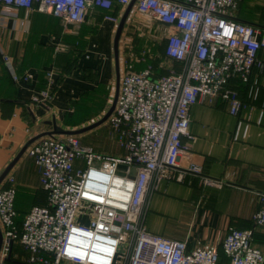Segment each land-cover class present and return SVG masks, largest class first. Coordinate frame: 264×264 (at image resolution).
<instances>
[{"label": "built area", "instance_id": "2783aa9c", "mask_svg": "<svg viewBox=\"0 0 264 264\" xmlns=\"http://www.w3.org/2000/svg\"><path fill=\"white\" fill-rule=\"evenodd\" d=\"M130 1L0 0V4L49 13L67 24L81 23L90 9L100 8L104 19L117 25ZM241 1H135L133 10L170 28L164 54L179 67L166 65L168 72L160 74L148 64L121 75L108 120L125 155L98 152L77 135L42 137L29 146L28 153L41 168L47 200L34 204L19 222L16 178L10 172L1 182L0 264H16L11 261L15 242L28 252L21 264H264V248L254 245L253 228L227 231L221 246L228 260L222 261L214 244L199 242L189 250L186 241L167 239L146 226L149 196L159 188L166 168L201 173L196 162L182 164L192 153L185 141L193 137L192 106L205 96L221 94L230 101V113L238 115L243 105L231 80L247 82L253 68L264 65L258 55L264 47V27L231 15ZM1 58L14 82L30 81L29 73H18L10 55L1 53ZM132 60L139 61L133 53L123 59L126 64ZM52 74L47 71L49 81ZM52 98L48 82L32 102L48 107ZM248 130L249 123L239 120L234 138L246 137ZM26 134L27 139L32 136L28 128ZM204 181L213 183L209 178ZM259 201L253 221L264 227V191Z\"/></svg>", "mask_w": 264, "mask_h": 264}, {"label": "crops", "instance_id": "0c3cea01", "mask_svg": "<svg viewBox=\"0 0 264 264\" xmlns=\"http://www.w3.org/2000/svg\"><path fill=\"white\" fill-rule=\"evenodd\" d=\"M258 4H264V0H242L231 15L238 21L264 27V17L255 7ZM104 14L103 9L92 8L83 22L67 24L49 13L0 4V98L27 104L11 106L0 101V172L27 140L29 124L37 126L32 136L51 130L53 118L65 129H76L59 122L82 105L87 94L100 86L109 90L114 80L116 85L113 39L117 26L105 20ZM169 30L153 19L148 33L153 40L163 38L165 44ZM1 53L12 57L18 73H29L30 81L14 82ZM130 54L127 51L120 60L121 75L150 64L146 60L126 64L123 59ZM258 55L264 61V47ZM166 65L179 67L166 56L159 67L153 66L161 74V68L168 72ZM47 71L53 72L51 81ZM48 82L54 89L51 103L48 107L34 104V96L40 97ZM230 85L243 105L238 115L230 113V101L221 94L205 96L191 108L189 132L193 137L185 141L192 153L183 158L182 164L196 162L201 173L168 167L162 173L159 188L149 196L147 228L167 239L186 241L189 250L206 242L222 252L227 231L252 228L253 216L260 208L259 193L264 191V65L254 67L247 82L235 78ZM241 119L249 123L248 134L235 139ZM114 134L116 145L109 148L111 151L92 141L84 144L101 153L104 150L103 154L123 156L126 149ZM11 172L17 176L15 207L21 222L34 204L46 203L47 194L41 185V168L28 149ZM205 178L213 183L207 184ZM253 243L264 248L263 226L254 229ZM11 251L13 263H24L28 257L27 250L18 242Z\"/></svg>", "mask_w": 264, "mask_h": 264}, {"label": "rangeland", "instance_id": "374dc122", "mask_svg": "<svg viewBox=\"0 0 264 264\" xmlns=\"http://www.w3.org/2000/svg\"><path fill=\"white\" fill-rule=\"evenodd\" d=\"M255 7L258 8V14L264 17V4L262 5L258 4ZM251 11H254V9L253 10L251 9ZM152 23H153V18L149 14H140L136 10H132V12L130 13L127 19L120 41V60L122 59L124 54H127V51L133 53V57L137 58L140 62H143L145 60L148 61L149 56H151L150 58L151 60H154V58H156L159 55V52L157 51V46L160 43L164 44V40L163 38L153 40L152 35L148 33L149 28L152 27ZM148 35H150V37H148ZM136 38L137 40L143 41L142 44L138 46L140 48H138L137 50L135 49L136 46L138 45V43H135ZM143 58L145 60H143ZM146 61L144 63H146ZM108 88L110 89L107 90V93L101 94L100 96V99L103 101L102 107L100 109L95 110L98 107V104L94 102L95 101L94 99L92 100L93 102H91L89 105L87 103L86 105H77L73 110L67 113L64 116V118L60 120L59 123L62 125H66L68 127H76L77 129L86 126V124L88 125L98 120L99 117L101 118L102 115H104L107 112V110L110 108L112 104L114 91H115V80L113 84H111V86ZM36 130H37V126L33 124H29L28 126L29 135H32V133H34V131ZM114 132L115 131L111 126L109 120H107L105 123L93 128L92 130L79 135L80 136L79 139L83 143H87V144L89 143L92 144V142H94L99 146L106 147L107 148L105 149L106 151H111L109 150V148H112L114 145H116V139H115L116 137H114L115 136ZM12 135L13 133L11 132L10 136ZM2 137L3 135L0 137V139H2ZM103 151L102 153H104ZM14 176L17 177L16 174H14ZM147 219H148V215L146 218V224H147Z\"/></svg>", "mask_w": 264, "mask_h": 264}, {"label": "water", "instance_id": "95a60500", "mask_svg": "<svg viewBox=\"0 0 264 264\" xmlns=\"http://www.w3.org/2000/svg\"><path fill=\"white\" fill-rule=\"evenodd\" d=\"M136 0H131L128 6L125 8L124 12L122 13L120 20L117 24V28L115 31L114 39H113V52H114V61H115V72H116V85H115V93L114 97L112 100V104L110 108L107 110V112L98 120L77 128V129H65L61 126L58 125L57 121L55 118L52 119L51 124H52V129L51 130H46L43 132H40L38 134H35L28 138L25 143L21 146V148L18 150L16 155L8 162V164L4 167V169L0 172V184L4 180V178L11 172L12 168L14 165L17 163V161L20 159V157L27 151L29 146L36 140L45 136H55V135H79L82 133H85L89 130H92L93 128L105 123L111 114L115 110V106L117 103V98L119 94V89H120V78H121V70H120V41L121 37L123 34V30L125 28L127 19L130 15V13L133 10L134 4ZM50 122V121H49ZM3 243V234L2 230L0 227V252H1V247Z\"/></svg>", "mask_w": 264, "mask_h": 264}, {"label": "trees", "instance_id": "16d2710c", "mask_svg": "<svg viewBox=\"0 0 264 264\" xmlns=\"http://www.w3.org/2000/svg\"><path fill=\"white\" fill-rule=\"evenodd\" d=\"M37 11V10H36ZM116 11V10H115ZM136 41H135V43H138V45L136 46V50L138 49V48H140V47H138L140 44H142V40H137V38L135 39ZM161 44H163V43H160L158 46H157V51L159 52V55L156 57V58H154V60H151L150 58H151V56H149V54H148V61L150 62V64H153L155 67H159V64H160V61L165 57V54H164V44L163 45H161ZM68 46V45H67ZM68 49H70V47L68 46ZM75 49H79V48H75ZM80 50V49H79ZM84 51V49H82V52ZM2 59V58H1ZM14 62V61H13ZM177 62V61H176ZM178 63V62H177ZM5 65V64H4ZM178 65H179V63H178ZM6 68V67H5ZM7 70V69H6ZM7 72H8V70H7ZM161 73H165V70L163 69V68H161V71H160ZM8 74H10L9 72H8ZM11 76V75H10ZM107 87H105V86H100L95 92H92L91 94H87V97H86V99L83 101V103H82V105H86V103L89 105L91 102H93L92 100H94L95 99V101L94 102H96V104H98V107L95 109V110H98V109H100L101 107H102V103H103V101L100 99V96H101V94H106L107 93ZM53 91H54V89H53ZM0 101H1V103H6V104H10L11 106H16V105H21L22 107L24 106H26L27 104H25L24 102H21V101H17V100H13V99H9V98H0ZM95 110H93V111H95ZM92 111V112H93ZM83 134V133H82ZM79 135H81V134H79ZM79 135H77L78 137H80ZM46 137V136H45ZM40 139V138H39ZM36 140H38V139H36ZM35 140V141H36ZM256 227H259V225L257 226V225H255V224H253V226H252V228H253V230L256 228ZM260 227H262V226H260ZM255 245V244H254ZM222 256H224L223 258H225V259H221V260H223V261H227L228 260V258L226 257V255H225V253L223 252V250H222V252H220V257L222 258ZM11 258L13 259V257L11 256Z\"/></svg>", "mask_w": 264, "mask_h": 264}]
</instances>
